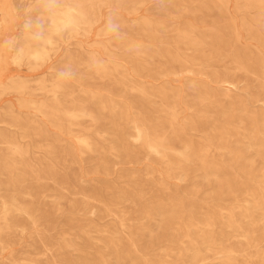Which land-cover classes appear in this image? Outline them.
Masks as SVG:
<instances>
[{"label":"bare ground","instance_id":"bare-ground-1","mask_svg":"<svg viewBox=\"0 0 264 264\" xmlns=\"http://www.w3.org/2000/svg\"><path fill=\"white\" fill-rule=\"evenodd\" d=\"M0 264H264V0H0Z\"/></svg>","mask_w":264,"mask_h":264},{"label":"rangeland","instance_id":"rangeland-1","mask_svg":"<svg viewBox=\"0 0 264 264\" xmlns=\"http://www.w3.org/2000/svg\"><path fill=\"white\" fill-rule=\"evenodd\" d=\"M124 14H126L127 16H131V14L129 15V14H127L126 12H123ZM20 19H22V18H20Z\"/></svg>","mask_w":264,"mask_h":264}]
</instances>
